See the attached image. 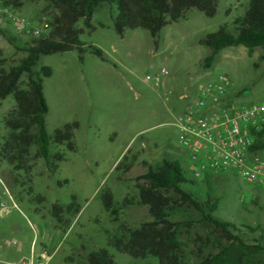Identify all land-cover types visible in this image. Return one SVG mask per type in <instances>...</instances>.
<instances>
[{
  "label": "rangeland",
  "instance_id": "374dc122",
  "mask_svg": "<svg viewBox=\"0 0 264 264\" xmlns=\"http://www.w3.org/2000/svg\"><path fill=\"white\" fill-rule=\"evenodd\" d=\"M1 1L33 25L44 21L50 25L56 12L48 0ZM248 5L249 0H218L213 17L192 8L184 18L163 27L156 49L147 29H127L119 36L114 27L117 6L102 1L92 16L95 29L85 28L80 39L102 48L106 60L87 51L81 61L77 49L42 56L35 69L42 65L53 69L43 81L49 106L47 130L53 134L57 127L78 121V149L67 151L55 173L42 157L32 160L30 174L14 169L4 157L2 145L9 135L5 118L16 102L13 94L0 100V200L10 205L8 214L0 211V264H88V254L101 247H107L118 264H159L153 257L120 253L107 244L108 239L119 234L122 226L138 227L152 219L148 206L140 202L143 175L150 166L164 158L176 159L194 178L173 124L186 103L181 94L211 78L210 71L229 75L231 96L240 103L264 96L261 47L228 46L220 50L211 67L203 66L211 48L199 40L222 24L233 30L235 19ZM0 23L7 34L0 32V68L8 69L25 55L8 36L20 39L18 43L33 36L18 32L7 16L0 18ZM78 26L83 27L84 21ZM164 67L167 72L161 73ZM160 73L162 82L157 85L154 77ZM25 85L23 76L21 86ZM62 150L65 147L51 144L52 153ZM35 152L32 147L31 154ZM125 154L124 163L131 162L130 168L117 169ZM210 179L211 185L203 183V192L210 190L219 197L216 216L252 226L240 227V236L246 244H256L255 239L264 235V185L250 183L232 170ZM106 188L122 209L118 220H113L103 205ZM38 194L45 199L37 202ZM73 196L80 205L77 214L73 208L67 209ZM54 203L64 208L61 220L53 215ZM173 219L181 222V253L191 264H207L217 253L223 259L216 264H264V251L255 252L227 240L186 205H176Z\"/></svg>",
  "mask_w": 264,
  "mask_h": 264
},
{
  "label": "trees",
  "instance_id": "16d2710c",
  "mask_svg": "<svg viewBox=\"0 0 264 264\" xmlns=\"http://www.w3.org/2000/svg\"><path fill=\"white\" fill-rule=\"evenodd\" d=\"M56 10L50 23V29L28 41L18 43L20 39L8 36L11 43L22 50L25 55L16 65L8 69L0 68V100L13 94L16 106L5 118L9 135L2 145L5 159L16 170L31 173L32 160L44 158L48 168L55 173L59 163L66 159L67 151L75 152L76 129L78 121L65 123L49 134L45 115L49 106L44 93V78L53 73L50 65H42L35 69L44 55L77 49L79 58L83 61L84 53L89 51L102 60H106L105 52L94 43L80 39L85 28L95 29L92 16L97 5L102 1H110L117 6L118 13L114 18L117 34L123 37L127 29L144 28L152 36L157 49L160 42V32L164 26L184 18L187 11L195 8L206 16L213 17L217 12L218 0H48ZM84 21L79 27L78 22ZM233 30L227 24H222L212 33L199 40V43L211 48L204 58L203 66L211 67L217 54L225 47L245 45L249 48L261 47L264 57V0H249L244 14L233 23ZM0 32L6 30L0 23ZM26 77L25 87L21 86L22 77ZM254 147L264 146V129L256 132ZM65 147V150L52 153L51 144ZM36 147L32 155L31 148ZM125 154L116 168L129 169L131 162L124 163ZM226 172H208L203 178L197 179L187 175L186 169L176 159L164 158L154 166H150L143 175L145 183L140 186V202L149 208L151 220H146L138 227L122 226L120 233L108 239L107 244L120 253H126L134 258H156L159 264H191L181 253L178 239L180 221L174 220L176 205H186L198 211L203 219L220 231L227 240L238 242L252 251H264V235L255 239L256 244H246L240 236L242 229L252 226L233 219H221L216 216L220 199L210 190L204 193L203 183L211 185V176L224 175ZM45 196L38 194L35 198L41 202ZM67 207L74 213L80 211V205L75 202V196ZM105 209L113 220H118L121 207L114 199L113 192L106 188L102 192ZM64 208L59 203L52 205L53 215L61 220ZM223 259L215 254L207 259V264H216ZM88 264H118L114 255L107 247L91 251L87 256Z\"/></svg>",
  "mask_w": 264,
  "mask_h": 264
},
{
  "label": "built area",
  "instance_id": "2783aa9c",
  "mask_svg": "<svg viewBox=\"0 0 264 264\" xmlns=\"http://www.w3.org/2000/svg\"><path fill=\"white\" fill-rule=\"evenodd\" d=\"M3 16L25 35L38 36L50 27L47 21L30 24L0 0V18ZM166 72L164 67L161 73ZM161 73L154 77L157 85L162 82ZM209 73L211 78L180 95L186 103L173 121L189 169L197 179L208 172L232 170L250 183L264 185V146L254 147L255 133L264 129V96L249 104L240 103L231 96L232 81L227 73ZM0 211L10 212L7 200H0Z\"/></svg>",
  "mask_w": 264,
  "mask_h": 264
}]
</instances>
